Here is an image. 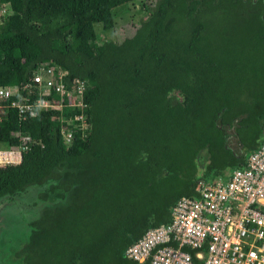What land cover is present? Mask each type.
<instances>
[{"label":"trees","instance_id":"trees-1","mask_svg":"<svg viewBox=\"0 0 264 264\" xmlns=\"http://www.w3.org/2000/svg\"><path fill=\"white\" fill-rule=\"evenodd\" d=\"M136 1L0 0V87L61 67L88 81L90 122L86 138L78 129L66 143L59 116L80 110L22 120L7 109L0 150L23 134L35 142L0 165V200L34 187L38 207L19 218L0 264H141L126 249L264 139V0H157L132 35L100 42L95 24Z\"/></svg>","mask_w":264,"mask_h":264},{"label":"built area","instance_id":"built-area-1","mask_svg":"<svg viewBox=\"0 0 264 264\" xmlns=\"http://www.w3.org/2000/svg\"><path fill=\"white\" fill-rule=\"evenodd\" d=\"M67 75L61 67L41 65L22 88L27 95L11 102L22 89L0 87V125L11 107L22 120L36 116L39 110L78 109L69 117L59 116L61 133L66 143L72 142L78 129L86 138L89 83L81 78L68 80ZM20 137L18 151L0 150L12 157L6 164L21 162L23 150L35 142L30 135ZM246 159L227 176L200 180L196 195L179 198L171 220L148 229L125 255L141 264H264V139Z\"/></svg>","mask_w":264,"mask_h":264},{"label":"rangeland","instance_id":"rangeland-1","mask_svg":"<svg viewBox=\"0 0 264 264\" xmlns=\"http://www.w3.org/2000/svg\"><path fill=\"white\" fill-rule=\"evenodd\" d=\"M156 1L157 0H137L136 2H131L117 8L116 17H110L105 22L95 24L98 40L100 42L108 39L119 41L126 36L132 35L140 22L149 15L150 9ZM8 12L9 7L6 6L3 8L1 14L6 15ZM228 133L231 146L237 152L241 153L235 134L233 131H229ZM4 150L11 151L12 149L4 148ZM14 151H18V149H14ZM206 155L207 152H204L202 163L204 162V158L207 160ZM1 164H6V161ZM33 189L34 187H31L29 191L19 195L17 197L19 199L17 200L14 198L11 201L0 202V253L2 255L5 251L9 250L8 245L10 240L8 237L10 238V235L15 234L14 232L21 233V230L17 228L19 226L17 223L19 218L28 214H34V216H36L38 205L34 204L32 200L33 196L31 193L33 192ZM39 206L41 208L44 204ZM5 209L8 211L6 212ZM4 259H6V256L3 255L0 257V261L4 262Z\"/></svg>","mask_w":264,"mask_h":264},{"label":"water","instance_id":"water-1","mask_svg":"<svg viewBox=\"0 0 264 264\" xmlns=\"http://www.w3.org/2000/svg\"><path fill=\"white\" fill-rule=\"evenodd\" d=\"M17 197H18V196H17ZM17 197H15L16 200L19 199V198H17ZM3 201H11V199H3V200H0L1 203H2ZM51 203H52V201H48L46 204H44V206H45V205H48V204H51ZM5 211L7 212L8 210L5 209ZM6 225H7V224H6Z\"/></svg>","mask_w":264,"mask_h":264},{"label":"clouds","instance_id":"clouds-1","mask_svg":"<svg viewBox=\"0 0 264 264\" xmlns=\"http://www.w3.org/2000/svg\"><path fill=\"white\" fill-rule=\"evenodd\" d=\"M22 161V160H21ZM20 163V162H19Z\"/></svg>","mask_w":264,"mask_h":264}]
</instances>
